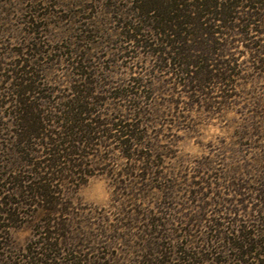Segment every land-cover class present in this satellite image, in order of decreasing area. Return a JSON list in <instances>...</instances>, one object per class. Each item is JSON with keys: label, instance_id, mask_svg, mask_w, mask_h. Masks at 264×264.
<instances>
[{"label": "rangeland", "instance_id": "374dc122", "mask_svg": "<svg viewBox=\"0 0 264 264\" xmlns=\"http://www.w3.org/2000/svg\"><path fill=\"white\" fill-rule=\"evenodd\" d=\"M155 1L163 7L147 12L136 0H0V264L42 251L50 216L19 193L44 154L39 139L28 143L34 155L17 142L26 99L59 115L86 96L87 117L122 122L137 138L114 130L80 156L85 173L62 189L65 213L52 216L65 236L53 264H141L148 241L165 244L166 264H191L189 253L195 264H214L203 253L241 264L223 237L264 240V0H239L225 21L188 12L175 36L165 12L177 0ZM245 260L264 264V254Z\"/></svg>", "mask_w": 264, "mask_h": 264}, {"label": "trees", "instance_id": "16d2710c", "mask_svg": "<svg viewBox=\"0 0 264 264\" xmlns=\"http://www.w3.org/2000/svg\"><path fill=\"white\" fill-rule=\"evenodd\" d=\"M136 1H140L139 3H142L136 7L144 9L147 12L154 10V7H158L157 3L162 6V1ZM246 1L251 2L252 0ZM238 2L239 0H224V3H218L214 0H205L202 3H199V7L201 9H199V11H194L189 9L187 10L186 8H180L183 3L180 2V0H177L176 3L171 5L169 11L165 12L167 17V19H165V25L167 26L165 29H167L166 31L170 32L168 33L169 36L173 35L175 31L173 26L178 27L180 24L186 23L185 21L180 22L179 19H181V17L184 19L188 12L194 13L196 19L199 21H201L200 19L204 17L203 15L205 12L212 14L213 20L225 21V19H227L229 15L234 12V9L239 6ZM199 7L196 6L195 8ZM161 23H163V21H160L159 26L158 24L153 26V29L158 31L160 34H162L163 31L165 32V29H161ZM206 29L209 28L206 27ZM223 76V74H215L212 76V79L223 80L225 79ZM84 97L86 96H83V99L81 100L77 98V102L75 104L72 101L65 102L63 104L64 109H61L62 111L59 110V115L48 114L46 113L47 111L40 110L37 104H31V102H27V99L25 101L19 100L20 117L18 126L20 131L18 130L17 134L20 139H18L17 142L23 144V153L26 152L34 155L35 153L33 151L35 150L30 149L28 143L30 140L33 141L34 139H39L41 141L39 144L42 145L44 152L42 156L43 160L32 163L34 167V169L31 170V172L34 173L32 181L28 184L21 185V180L19 179L18 185L21 187V192L19 193L26 195V197L30 199V204L33 202H41L42 205L45 206V212L51 216L41 219V221L44 222V224L42 223L41 226V234L45 235L42 241H39L36 244H38L37 246L40 247L42 251H32V254L29 255L28 262H26L27 264H53L52 262L54 258L52 254H54L53 252H55V250L59 247V244L63 242V238L65 236L63 237V234H61V231L63 230L61 222L52 216L63 215L65 213L64 209L62 208L63 203L61 202L62 197H60V194H62V189L67 183L74 182L72 179L73 175L85 173V168L82 170L80 169L86 165L85 162L82 161L84 152H87L86 149H92L93 145H97L96 141L104 143L106 140L111 138H117V134L111 133L114 130L118 131L121 137L128 135L137 139L135 134H133L131 130H128L127 125H123L122 122L109 121L107 123V121H101L96 118L91 119L87 117L86 115L88 113H92L93 109H88L87 106L84 105L86 102L84 101ZM92 120L93 122L88 123ZM50 121L56 122L57 125L60 126L61 130L52 129L51 126L54 125L49 124ZM107 124H110L111 127H105ZM123 143L125 147V156L129 158L131 155H133V153L130 151L131 154H129V148H127L128 143L126 141ZM80 156H82V158H80ZM137 156L144 160H147L148 158V156L140 153H138ZM22 181L25 180L22 179ZM146 221L147 227L153 232L159 231L157 228L163 226L159 223V219L155 220L149 218ZM148 228L145 230L146 234L149 232ZM50 229H52V231H50ZM262 230L264 231V229ZM213 231H218V233L221 234L217 227H215ZM257 236L258 235L255 232H245L240 230V233L237 235V241L231 240L232 238H230L229 235L224 236L223 239L227 238L231 248L238 251V253L241 255V257L238 258L241 264H247L248 261L245 260V257H248L253 253L258 255L264 254V240L259 239ZM146 245V252L140 262L141 264H166L167 251L163 250L165 244L148 241ZM215 248L216 247L213 249ZM75 251L76 250L72 247L71 254H73ZM215 251V253H218L217 250ZM201 255V259H211L214 264L222 262V260L217 258V256L215 258H209L207 254L203 253ZM186 256V260L191 261V264H195V262L197 263V261H195L196 257L194 254L189 253L186 254ZM86 260L87 259L85 258H81V256H74L72 264H92L91 261L88 260L87 262Z\"/></svg>", "mask_w": 264, "mask_h": 264}]
</instances>
